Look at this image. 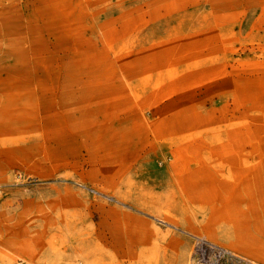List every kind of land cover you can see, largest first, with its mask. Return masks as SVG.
I'll use <instances>...</instances> for the list:
<instances>
[{"label": "rangeland", "instance_id": "374dc122", "mask_svg": "<svg viewBox=\"0 0 264 264\" xmlns=\"http://www.w3.org/2000/svg\"><path fill=\"white\" fill-rule=\"evenodd\" d=\"M0 264H264V0H0Z\"/></svg>", "mask_w": 264, "mask_h": 264}]
</instances>
